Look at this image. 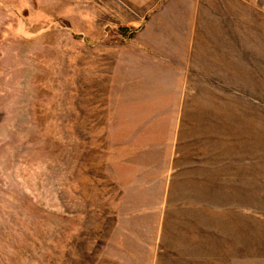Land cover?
<instances>
[{
	"label": "rangeland",
	"instance_id": "374dc122",
	"mask_svg": "<svg viewBox=\"0 0 264 264\" xmlns=\"http://www.w3.org/2000/svg\"><path fill=\"white\" fill-rule=\"evenodd\" d=\"M0 264H264L254 5L0 0Z\"/></svg>",
	"mask_w": 264,
	"mask_h": 264
},
{
	"label": "crops",
	"instance_id": "0c3cea01",
	"mask_svg": "<svg viewBox=\"0 0 264 264\" xmlns=\"http://www.w3.org/2000/svg\"><path fill=\"white\" fill-rule=\"evenodd\" d=\"M231 2L252 4L260 12V17L264 18V0H231Z\"/></svg>",
	"mask_w": 264,
	"mask_h": 264
}]
</instances>
